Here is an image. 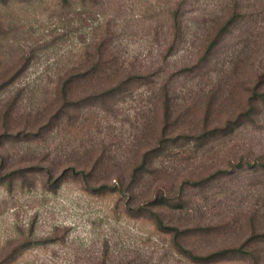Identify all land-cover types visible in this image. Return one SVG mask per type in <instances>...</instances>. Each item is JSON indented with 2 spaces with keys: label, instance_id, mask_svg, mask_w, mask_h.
<instances>
[{
  "label": "rangeland",
  "instance_id": "rangeland-1",
  "mask_svg": "<svg viewBox=\"0 0 264 264\" xmlns=\"http://www.w3.org/2000/svg\"><path fill=\"white\" fill-rule=\"evenodd\" d=\"M81 3L0 39V264H264V0Z\"/></svg>",
  "mask_w": 264,
  "mask_h": 264
},
{
  "label": "trees",
  "instance_id": "trees-1",
  "mask_svg": "<svg viewBox=\"0 0 264 264\" xmlns=\"http://www.w3.org/2000/svg\"><path fill=\"white\" fill-rule=\"evenodd\" d=\"M73 1L74 0H0V39L4 37L5 40V35L10 34L11 31L6 29L7 27H11L12 31L15 30V27H12V25H14L11 21V16L14 14V10L15 7L17 6H33V7H37L39 5H47V4H56L60 10H64V9H68L71 8L73 5ZM82 1V6L86 7L88 6V2L89 0H81ZM11 19V20H10ZM179 23H177V21L174 24V29L177 30ZM17 28V27H16ZM6 32V34H5ZM219 44L218 39H215L211 45L209 50H213L215 47H217ZM96 53H97V57L96 59H94L93 64H92V74H90L91 76L95 75L97 73V71L102 70L104 68H108L110 66V64H108L105 60H104V54H103V45L99 46L97 49ZM14 62L16 65L20 64V63H26V65H28V67L31 65L30 63V59L26 58L25 56H22L21 58L18 59H14ZM4 65V61L0 60V68H2V66ZM17 75L11 76L7 79V81H5V86H8V84H10L11 82L14 81ZM2 76L0 75V81L2 80ZM77 81H75V78H70L66 81V83L64 84V87L67 89L71 86H73ZM259 101L264 104V93L263 95L259 96ZM208 136H204L200 139H198L199 141H191V144H193L196 148L200 145H204V141L207 140ZM164 152V151H163ZM162 152V153H163ZM145 164L146 162L143 163V165L140 167V170L145 171ZM147 169V168H146ZM201 185V183H197L196 184ZM158 200H160L159 202H165L168 205L171 204V202L173 201L172 199H170L167 195H158L157 196ZM180 204H184V201H178ZM154 219H155V223L157 225V227L159 228H163V222L161 220V217L157 214H154ZM173 231L175 233L178 234V229H173ZM179 249L184 252L185 254H187L189 256V258L199 261V262H211L214 261L216 259H223L229 255H243L246 254L243 252L242 249H235V250H226V251H222L220 253H216L213 254L209 257H205V258H200V257H194L192 255V253L190 252H186L183 250V248L181 246H179Z\"/></svg>",
  "mask_w": 264,
  "mask_h": 264
}]
</instances>
